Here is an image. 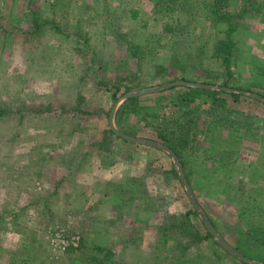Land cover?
Listing matches in <instances>:
<instances>
[{
  "label": "rangeland",
  "instance_id": "374dc122",
  "mask_svg": "<svg viewBox=\"0 0 264 264\" xmlns=\"http://www.w3.org/2000/svg\"><path fill=\"white\" fill-rule=\"evenodd\" d=\"M175 81L264 97V0H0V264H237L190 237L199 221L171 159L110 131L120 97ZM187 91L140 97L147 108L115 126L164 145L159 133L191 130L182 166L198 201L264 263V104H178Z\"/></svg>",
  "mask_w": 264,
  "mask_h": 264
},
{
  "label": "water",
  "instance_id": "95a60500",
  "mask_svg": "<svg viewBox=\"0 0 264 264\" xmlns=\"http://www.w3.org/2000/svg\"><path fill=\"white\" fill-rule=\"evenodd\" d=\"M176 87H184L187 89H194V90H202V91H210V92H215V93H220V94H227V95H239V96H245L251 99H254L257 102H260L264 104V97H262L259 94L253 93V92H248L244 90H237V89H232V88H227V87H220V86H215V85H208V84H202V83H194V82H187V81H175L171 83H167L164 85L156 86V87H151V88H146V89H141V90H136L132 91L130 93H127L120 97L117 102L115 103L110 117H109V125L110 129L120 138L124 139L125 141L132 143V144H138L142 146H146L152 149H155L157 151H160L167 155L173 164V168L175 169L178 178L181 181V184L183 186L184 192L186 194V197L193 207L194 211L197 213L199 219L203 222L204 226L206 227L207 231L212 235L214 238V241L227 253L229 254L233 259H236L240 263L243 264H264L261 261H258L256 259L250 258L237 249H235L223 236L219 231L215 228V226L212 224L209 216L206 214L204 211L202 205L198 201L187 177L184 172L183 166L178 159L177 155L175 152L170 149L167 145H164L160 142L151 140V139H144V138H139V137H132L129 136L121 131H119L116 126H115V118L116 114L118 112V109L121 104L124 102L133 99V98H140L148 95H153V94H158L167 90H170L172 88Z\"/></svg>",
  "mask_w": 264,
  "mask_h": 264
},
{
  "label": "trees",
  "instance_id": "16d2710c",
  "mask_svg": "<svg viewBox=\"0 0 264 264\" xmlns=\"http://www.w3.org/2000/svg\"><path fill=\"white\" fill-rule=\"evenodd\" d=\"M138 46L137 45H134V44H131V43H129V49H131V50H135L136 48H137ZM219 47V49H221V48H225V49H227V50H229V52L227 53V55L228 56H230L231 55V53H232V50H233V48H234V44H233V42L232 41H229V43L228 44H224V43H220V45L218 46ZM134 55H136V54H134ZM137 56V55H136ZM227 62H230V60H227ZM173 89H175V88H172V90ZM189 91H187V92H185V93H183V94H181V95H179V97L176 99V102L179 104V103H182V104H184V105H191L192 103H194L198 98H199V96L201 95V94H203V95H205L206 97H212V99H213V101L216 103V104H220L221 105V103H225L226 102V100L224 99V98H221L220 97V93H215V92H210V91H202V90H194V89H188ZM228 96H231V97H233V98H239L240 96L239 95H235V94H232V95H228ZM175 102V103H176ZM134 107V109L132 110L134 113H138V111H139V109H141V108H143V109H145V108H147V107H144V106H142L141 105V100L140 99H138V98H133V99H130V100H128V104H127V107L126 108H123L122 110L120 109L119 110V112L116 114V119H117V122L121 125V124H123V118L127 115V114H129L128 113V109H130L131 107ZM219 106V105H218ZM127 109V110H126ZM146 110H148V109H146ZM181 129H182V133H181V135L178 137V138H176V136H171L170 137V139H168L167 138V136H164V135H166V134H161V133H159V135H158V137H160V139H162V141L164 142V143H168V147L170 148V149H172L174 152H175V154L177 155V157H178V159L180 160V162H181V164H183L184 166H185V164L183 163V161H182V159H183V151L185 150V148L187 149V147L189 146V144H192V142H194V141H192V142H190V140H191V137H193L192 136V134H191V130H187V127H183L182 125H181ZM111 131V133L113 134V135H116L112 130H110ZM130 134V133H129ZM191 134V135H190ZM117 136V135H116ZM118 137V136H117ZM175 137V138H174ZM119 139H122V138H120V137H118ZM171 138H173V139H171ZM124 142H126V143H128L127 141H125L124 139H122ZM172 173H173V175L175 176V177H177V179L179 180L178 182V184H179V186L181 187V189L183 190V192H184V189H183V186H182V184H181V181H180V179L178 178V175H177V173H176V171H175V169L172 167V171H171ZM187 178H188V176H186ZM189 179V178H188ZM184 194H185V192H184ZM183 196V195H182ZM181 196V197H182ZM185 197H186V194H185ZM187 198V197H186ZM188 200V199H187ZM190 206H191V204H190ZM186 215H187V218L188 219H190L191 217H193L196 221H199V223H197V225L195 226V231H196V234L195 235H192V236H190L192 239H193V241L195 242V243H200V242H203V243H205V242H209V241H212L213 242V244L216 246V247H218V248H220L221 249V252H222V255L223 254H225V256L226 257H228V258H230L231 260H233L234 262H236L237 264H243V263H240L239 261H237L236 259H233L229 254H227L215 241H214V238L212 237V235L207 231V229H206V227L204 226V224H203V222L199 219V217H198V215H197V213L194 211V209H193V207L191 206V209H189V211L186 213ZM211 220V219H210ZM212 224L215 226V224L212 222ZM255 232H258L257 231V228H252L249 232H248V236L250 237V236H252V235H254V237H255ZM257 236V235H256ZM261 238V237H260ZM85 246L82 244L81 246H80V249L81 248H84ZM98 251H100V250H98ZM101 252V251H100ZM244 254V253H243ZM245 255V254H244ZM247 256V255H246ZM223 257V256H222ZM195 260H191L190 261V263H192L193 264V262H194Z\"/></svg>",
  "mask_w": 264,
  "mask_h": 264
},
{
  "label": "crops",
  "instance_id": "0c3cea01",
  "mask_svg": "<svg viewBox=\"0 0 264 264\" xmlns=\"http://www.w3.org/2000/svg\"><path fill=\"white\" fill-rule=\"evenodd\" d=\"M134 218H136V220H134V223L131 224V229L132 230L139 229L138 232L139 233L142 232V234L139 236V237L143 238V241L141 243L142 250H146L147 249V252H150L151 254L155 253V252L156 253L159 252L161 250V248H160L161 244L158 242L157 239H153L152 232L148 231L147 229L145 230V228L141 227V225H140V223H146L145 219H142L140 216H137V217H134ZM154 235H156V234H154ZM128 236H130L129 239L132 238L131 233ZM161 242H162V240H161ZM150 243H151V245H150L151 249L147 248V245L150 244ZM130 244L131 243H129V245ZM157 256L158 255L155 256V260L154 261L159 262V260L157 259ZM152 258H154V257L152 256Z\"/></svg>",
  "mask_w": 264,
  "mask_h": 264
},
{
  "label": "built area",
  "instance_id": "2783aa9c",
  "mask_svg": "<svg viewBox=\"0 0 264 264\" xmlns=\"http://www.w3.org/2000/svg\"><path fill=\"white\" fill-rule=\"evenodd\" d=\"M74 242H75L74 245H75L76 247H78V246L80 245V239H79V238H77ZM62 243L65 245V244H66V241L63 240ZM64 247H66V246H64Z\"/></svg>",
  "mask_w": 264,
  "mask_h": 264
}]
</instances>
